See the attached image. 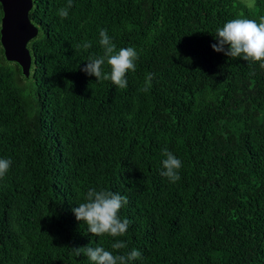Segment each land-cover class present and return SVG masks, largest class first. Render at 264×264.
<instances>
[{"label":"trees","instance_id":"16d2710c","mask_svg":"<svg viewBox=\"0 0 264 264\" xmlns=\"http://www.w3.org/2000/svg\"><path fill=\"white\" fill-rule=\"evenodd\" d=\"M31 1L27 76L0 47V264H91L73 247L114 240L141 251L132 264H264V68L211 47L226 21L259 22L264 0H72L66 18L67 0ZM101 29L139 53L126 89L80 70ZM164 147L182 161L175 183ZM89 188L128 198L124 236L76 219Z\"/></svg>","mask_w":264,"mask_h":264},{"label":"clouds","instance_id":"9594fccd","mask_svg":"<svg viewBox=\"0 0 264 264\" xmlns=\"http://www.w3.org/2000/svg\"><path fill=\"white\" fill-rule=\"evenodd\" d=\"M246 6H255V0H247ZM72 7V0H67V4L57 10L61 18L69 15ZM99 45L102 54L99 56H89L87 63L80 68L88 75H94L96 81L110 80L119 89H126L128 81L126 74L128 71H136V61L139 53L134 47H125L117 50L112 38L108 35L107 29L99 32ZM216 43L211 44L214 51L223 53L231 59L242 58L247 62H259L264 68V17H260L259 22L248 18H234L226 21L223 26L217 27L214 33ZM80 47V46H78ZM82 47L89 49L91 42H85ZM105 63L110 71L105 72ZM155 73H147L145 76V86L140 89L143 92L149 91ZM164 157L162 160L161 176L167 178L171 183L181 179L180 169L182 161L177 158L172 151L164 147L161 151ZM10 158H0V179H3L10 166ZM128 198L119 193L106 189L89 188L85 202L78 204L72 209L76 219L86 223L88 232L94 236L109 235L111 237L124 236L129 228L130 221L121 218L120 209L127 205ZM111 250L103 246H82L73 247V253L79 257L86 256L91 264H132L133 261L142 258V253L136 248L129 251L128 244L124 240H114L111 243Z\"/></svg>","mask_w":264,"mask_h":264},{"label":"water","instance_id":"95a60500","mask_svg":"<svg viewBox=\"0 0 264 264\" xmlns=\"http://www.w3.org/2000/svg\"><path fill=\"white\" fill-rule=\"evenodd\" d=\"M31 0H0V47L3 58L15 63L23 76H27L30 55L26 47L37 28L29 18Z\"/></svg>","mask_w":264,"mask_h":264},{"label":"rangeland","instance_id":"374dc122","mask_svg":"<svg viewBox=\"0 0 264 264\" xmlns=\"http://www.w3.org/2000/svg\"><path fill=\"white\" fill-rule=\"evenodd\" d=\"M242 2H244V4L246 5V3H247V0H241Z\"/></svg>","mask_w":264,"mask_h":264}]
</instances>
